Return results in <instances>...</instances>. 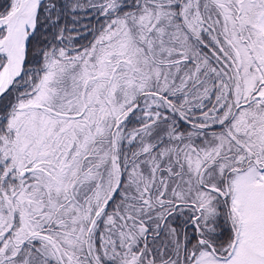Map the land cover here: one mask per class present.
<instances>
[{
    "label": "snow or ice",
    "instance_id": "6c2138e0",
    "mask_svg": "<svg viewBox=\"0 0 264 264\" xmlns=\"http://www.w3.org/2000/svg\"><path fill=\"white\" fill-rule=\"evenodd\" d=\"M0 264H264V0H0Z\"/></svg>",
    "mask_w": 264,
    "mask_h": 264
}]
</instances>
